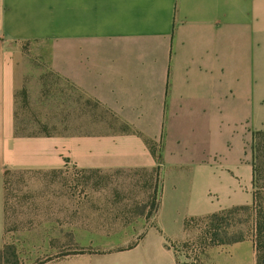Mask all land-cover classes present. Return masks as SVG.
<instances>
[{"label": "crops", "instance_id": "obj_1", "mask_svg": "<svg viewBox=\"0 0 264 264\" xmlns=\"http://www.w3.org/2000/svg\"><path fill=\"white\" fill-rule=\"evenodd\" d=\"M20 42L42 45L46 87L58 88L47 93L62 96L54 123H19ZM253 130H264V0H0V249L14 245L21 263L255 264L250 238L201 243L197 220L252 204ZM156 165L155 184L136 186L147 210L130 228L99 185L56 179L154 177Z\"/></svg>", "mask_w": 264, "mask_h": 264}, {"label": "rangeland", "instance_id": "obj_2", "mask_svg": "<svg viewBox=\"0 0 264 264\" xmlns=\"http://www.w3.org/2000/svg\"><path fill=\"white\" fill-rule=\"evenodd\" d=\"M41 49L42 45L39 42H20L18 45L13 46L12 50L14 51V58L17 62V72L19 78H22L19 88L17 89V113L19 115V123H23L22 120H26L28 117L33 118L34 120H38L40 123L48 124L54 123L49 122V116L59 114L62 117V111L58 109H62V104H58V100H62L61 97H52L47 93L48 88L58 89V88H50L46 87L48 71L45 64L41 63ZM39 76H41L42 81L39 82ZM43 86L41 87L40 84ZM54 87H61L63 91V82H58V85ZM60 89V88H59ZM20 90H25V94L21 95ZM51 94H58V90H51ZM50 99L52 103L50 102ZM55 101V103H54ZM56 110H58L56 112ZM48 113V114H47ZM28 118V119H29ZM238 119V118H237ZM235 120V119H234ZM28 123V122H27ZM56 123H60L56 120ZM240 121L231 122V126L233 128V124H236L239 128L245 127V123L242 125L239 124ZM241 126V127H240ZM23 130L27 132H56L57 134H62L64 129L62 127H47V128H35V127H23ZM128 130V129H127ZM131 130V129H129ZM220 132L217 133V136H224L225 134L228 136V130H225V122H221ZM255 130L251 132V137L247 145L245 146L248 154V163L251 165L252 162V137ZM225 135V136H226ZM181 142V141H180ZM233 143V141H232ZM152 145L154 143L152 142ZM172 149V145L170 146ZM216 149L219 151V143L216 144ZM221 153V152H220ZM217 167L221 165V161L218 159L214 162ZM163 164L165 169H172L174 161L171 159H164ZM69 172H57L56 179L57 183H81L86 182L88 184L99 185V189H101L103 195H109L112 199L113 203L118 202V205L124 210V212L120 215L119 219L123 223L125 227H134L132 225V221L138 215V212H143L147 210L144 207V203L142 199H140L141 193L136 192V186H140V183L149 184L150 181L149 175H146L145 172H141L140 175L136 176L135 172L131 170H118L109 173H99L89 171L88 174L84 175H70ZM152 178V177H151ZM82 180V181H81ZM152 199L146 200V205L151 210L152 204L150 203ZM154 200V199H153ZM145 209V210H144ZM249 217V221L247 218ZM235 219H239L240 221L236 222V227L239 231H242L245 234H248L250 231V224L252 223V219L250 214H245L242 211H239L235 216ZM245 218L246 223L243 222ZM121 225V226H123ZM120 234L114 235V238H119ZM250 238V237H248ZM24 264H32L34 261V257H25ZM198 261V259H196ZM199 262V261H198ZM200 263V262H199Z\"/></svg>", "mask_w": 264, "mask_h": 264}, {"label": "trees", "instance_id": "obj_3", "mask_svg": "<svg viewBox=\"0 0 264 264\" xmlns=\"http://www.w3.org/2000/svg\"><path fill=\"white\" fill-rule=\"evenodd\" d=\"M20 94L24 95L25 90H20ZM18 91L15 92L17 97ZM35 128H47V126H38ZM17 134L38 135V134H57L56 132H25L23 127L16 126ZM155 155L154 145L148 139L145 140ZM158 156V155H157ZM252 204L250 206H238L223 209L212 213L206 217L199 218L202 225L201 243L208 242L211 244H228L250 237L255 250V264H264V130H256L252 137ZM159 165L153 167L155 176L150 177V184H155L158 178ZM155 180H154V179ZM153 179V180H152ZM155 206V201L150 202ZM242 211L245 214H250L252 223L250 224V233L248 234L239 231L236 227L235 215ZM247 218V216L245 217ZM245 218L243 222L246 223ZM249 221V217L247 218ZM46 260V259H45ZM45 260L35 259L32 264H42ZM0 264H23L15 253L14 245L5 244L0 249Z\"/></svg>", "mask_w": 264, "mask_h": 264}, {"label": "built area", "instance_id": "obj_4", "mask_svg": "<svg viewBox=\"0 0 264 264\" xmlns=\"http://www.w3.org/2000/svg\"><path fill=\"white\" fill-rule=\"evenodd\" d=\"M175 264H200L195 257H191L188 261L176 262Z\"/></svg>", "mask_w": 264, "mask_h": 264}]
</instances>
